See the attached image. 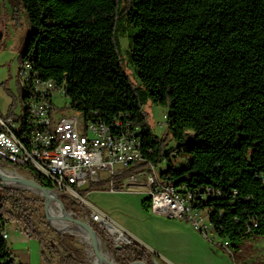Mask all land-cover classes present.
<instances>
[{"label": "trees", "instance_id": "trees-1", "mask_svg": "<svg viewBox=\"0 0 264 264\" xmlns=\"http://www.w3.org/2000/svg\"><path fill=\"white\" fill-rule=\"evenodd\" d=\"M20 1L32 27L20 63L29 61L33 75L63 87L68 110L109 127L116 119L138 127L146 159L169 163L163 178L196 196L192 207L206 213L233 254L247 240L264 238V0ZM120 37L128 41L125 53L141 96L122 69ZM143 98L166 109L168 137L152 132ZM170 141L174 146L167 148ZM172 156L186 164L174 168ZM0 165L54 190L30 168L1 158ZM133 173L126 171L116 184ZM30 202L36 203L0 181V264H18L2 234L16 222L14 228L44 246L24 210ZM72 205L89 217L81 202ZM90 225L112 247L116 264L130 258L154 264L136 242L118 249L91 219ZM76 257L68 253L62 264H76Z\"/></svg>", "mask_w": 264, "mask_h": 264}, {"label": "built area", "instance_id": "built-area-1", "mask_svg": "<svg viewBox=\"0 0 264 264\" xmlns=\"http://www.w3.org/2000/svg\"><path fill=\"white\" fill-rule=\"evenodd\" d=\"M17 79L19 92H27V100L21 102L30 106V115L27 119L0 118L1 159L32 169L70 204L83 201L79 192L91 185H107L109 192H143L149 197L153 214L186 219L203 238L209 239V232L204 231L203 211L192 207L196 196L178 192L157 173V166L144 156L140 129L131 121L116 119L109 127L99 119H85L79 112L60 114L52 99L57 91L64 96V88L52 79L33 75L27 60L20 63ZM163 119L165 122L158 123L160 127L167 123L166 115ZM131 169L135 173L117 185L115 179ZM88 209L89 217L82 215L99 227L115 225L93 206ZM5 231L9 236L8 228ZM120 231L126 233L121 228ZM15 232L23 233L18 229ZM221 246L233 256L227 242Z\"/></svg>", "mask_w": 264, "mask_h": 264}, {"label": "rangeland", "instance_id": "rangeland-1", "mask_svg": "<svg viewBox=\"0 0 264 264\" xmlns=\"http://www.w3.org/2000/svg\"><path fill=\"white\" fill-rule=\"evenodd\" d=\"M32 34V27L28 17L21 7L20 0H0V117L22 118L25 113L21 102L18 87V71L20 66V58L25 51L26 44ZM122 45L121 65L124 73L128 76L130 84L136 89L141 96L143 87L141 86L137 72L129 63L125 53L128 41L124 37H120ZM53 105L60 114L73 113L67 109V99L57 91L52 99ZM143 111L147 114V123L154 135L160 139L169 136V128L166 124L159 126V122H165L163 116L166 115V109L161 106L154 105L149 99H142ZM11 110L13 115H11ZM174 146L170 141L167 148ZM171 163L174 168H181L186 164L184 157H171ZM2 166V165H0ZM3 167V166H2ZM5 169V167H3ZM169 168L168 162H163L157 166V173L161 174ZM10 173H17L29 177L28 174L19 172L11 168H6ZM121 184V183H119ZM118 184V185H119ZM5 188L19 192L24 198L30 202L24 206V210L28 212L31 219L44 241L43 252L49 264H62V261L68 253L76 255V264H93V255L89 244L79 237L70 233L57 230L51 219L49 218V208L46 206V200L42 198L37 191L31 189H21L3 185ZM122 186V185H121ZM107 185L96 187L95 190L83 197L81 203L83 206L89 205L102 212L113 224L124 230L126 241L116 240L107 229L99 227L108 238L112 241L113 247L120 246L124 248L130 246L131 242H136L139 246L147 249L153 256L154 264H173L170 254L165 253V249H209L215 252L219 258L231 264H264V238H251L244 242L237 254H233L232 261L229 262L228 256L222 252V242L213 234L210 227L208 216L204 213L205 224L209 227V239L203 238L195 231L186 219H169L155 215L149 208V197L143 192H124V191H107ZM65 202V201H64ZM63 202V203H64ZM66 209H70L82 215L78 206L65 202ZM10 209V207H8ZM15 217H21L22 212L14 211ZM74 219L78 218L72 216ZM20 222L14 223L12 226H18ZM75 224V223H74ZM20 227V225H19ZM8 228V227H7ZM19 230V229H18ZM21 231V230H20ZM63 238L58 239L57 235ZM19 236L10 230V237ZM101 239V238H100ZM81 241V242H80ZM104 248L107 250V256L114 264V256L112 247L102 240ZM11 246V242L8 241ZM119 248V249H120ZM19 249V248H18ZM90 250V251H89ZM26 253L20 247L19 254L12 253L15 261L23 260ZM34 250L29 246L28 259L31 263H37L34 259ZM165 257L169 258L168 260ZM135 259V258H130ZM128 259V260H130ZM127 260V261H128ZM126 261V262H127ZM195 258L191 257V264H196ZM109 264V263H107Z\"/></svg>", "mask_w": 264, "mask_h": 264}, {"label": "bare ground", "instance_id": "bare-ground-1", "mask_svg": "<svg viewBox=\"0 0 264 264\" xmlns=\"http://www.w3.org/2000/svg\"><path fill=\"white\" fill-rule=\"evenodd\" d=\"M31 71V67H30ZM24 92H20V98L23 100ZM27 95V93H26ZM27 100V99H26ZM23 111L25 113L24 119H27V116L30 115V106L28 104H22ZM22 119V118H21ZM167 124V123H166ZM0 174L8 177H16L19 176L17 173H10L2 166H0ZM7 185L12 187H17L21 189H31L37 191L39 195L46 200V206L49 208V218L51 219L54 227L62 232L70 233L84 240L86 244L88 243L91 249V254L93 255V264H114L109 262L110 259L107 256V250L104 248V245L101 240H97L85 227V225L77 219H74L71 215L62 211L61 208L58 207L56 198L53 194L37 190L33 187H30L26 182L23 181H10L7 182ZM75 223V224H74ZM108 232L116 239L120 241H126L125 234L120 231V228L115 225H106ZM212 229V228H211ZM204 231L209 232V227L205 224L204 220ZM3 238L7 240L8 235L7 232L4 231ZM81 242V241H80ZM90 251V250H89ZM137 264V263H136Z\"/></svg>", "mask_w": 264, "mask_h": 264}, {"label": "crops", "instance_id": "crops-1", "mask_svg": "<svg viewBox=\"0 0 264 264\" xmlns=\"http://www.w3.org/2000/svg\"><path fill=\"white\" fill-rule=\"evenodd\" d=\"M20 94V92H19ZM14 227H8V230L15 232ZM19 236L16 237H10V235L7 238V241H10L11 243V254L16 253L19 254L20 247H22V251L26 253L25 258L23 260L16 261L18 264H49V261L46 259V256L43 252V247L38 241L35 240H29L28 237L21 232H15ZM29 246L34 250V259H37V263H31V261L28 259L27 254L29 253ZM19 248V249H18ZM147 250V249H146ZM169 253L172 260L170 259V263L173 264H191V257L195 258V261H197L196 264H229L225 262V260L222 261L221 258L218 257V255L210 251L209 249H165V253ZM222 252L225 253L228 256L229 262L232 261L231 256H229L224 249H222ZM165 259H169L165 257ZM233 264V263H231Z\"/></svg>", "mask_w": 264, "mask_h": 264}, {"label": "water", "instance_id": "water-1", "mask_svg": "<svg viewBox=\"0 0 264 264\" xmlns=\"http://www.w3.org/2000/svg\"><path fill=\"white\" fill-rule=\"evenodd\" d=\"M13 171L16 172L15 170H13ZM0 181L2 182V185H5V183L10 182V181H23V182H26L30 187H33V188H35L37 190H40V191H45V192H48V193L53 194L54 197L56 198L58 207L61 208L62 211H64L65 213H67V214H69L71 216H74V217L78 218L85 225V227L87 228V230L97 240H101L100 237H99V235H98V233L96 232V230H94L91 227L90 220L89 219H86L83 215H80V214H78L76 212H73L70 209H66L65 206H64V204H63V202H62V200L60 199V196L54 190H51L49 188L40 186L34 179H32L31 177L24 176V175H19V176H16V177H8V176H3V175L0 174ZM117 248L119 249L120 246H117ZM132 263L146 264L142 260H139V259H130L127 262H124L122 264H132Z\"/></svg>", "mask_w": 264, "mask_h": 264}]
</instances>
